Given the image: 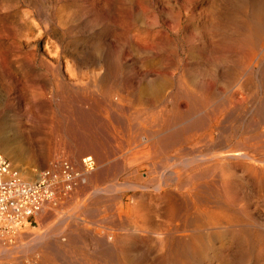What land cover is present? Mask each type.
I'll return each instance as SVG.
<instances>
[{"label": "rangeland", "instance_id": "1", "mask_svg": "<svg viewBox=\"0 0 264 264\" xmlns=\"http://www.w3.org/2000/svg\"><path fill=\"white\" fill-rule=\"evenodd\" d=\"M222 32L227 34L226 39ZM177 38L185 46H192L194 43L200 49L206 47V51H201L202 55H199L207 62L216 57L225 59L224 66H220L224 82L221 80L218 84L208 77L201 84V96L203 94V99L206 100L200 109L201 116L211 119L212 133L201 132L194 144L186 147L191 151L192 157L199 154V158H202L201 154L208 153V156L222 155L221 151L226 149L221 145L222 140L231 139L234 133L250 122L258 121V114L264 112V0H0V128L19 135L21 145L30 146L38 154L37 160H23L15 164L26 173L27 178L33 177L34 181L43 170L57 169V163L63 159L81 165L82 159L78 162L74 159V153L80 147V136L98 139L96 136L99 131L95 134L94 129L116 124L118 119L103 104L98 108L93 104V108L90 105L83 107L91 114L81 117L80 123L76 120L81 109L77 105L80 102L77 101H84L85 97H78V94L91 97V93H94L100 99L109 93L115 102L123 96L125 101L121 103L126 106L122 109L128 113V109L135 105L127 97L131 91H137L144 83H153L169 76L178 77L172 52ZM248 39L255 43L250 45V49L239 46L242 40ZM211 44L218 47L217 52H213ZM209 51H212L211 55ZM181 57L186 58L184 54ZM153 59L159 60L161 64L124 72L120 68L123 62V65L139 63L141 68L145 61ZM249 63L256 66L252 72L256 80L251 76L253 80L249 82L245 75L249 84L245 85L246 90L240 95L237 82L242 78L245 65ZM113 66L116 68L113 69ZM171 92L172 88H168L163 97H166V101L156 104L157 106L149 100L142 106H136L134 111L138 110L140 120L147 117L152 120L150 116L154 114L156 118L160 116L158 123L162 124L163 118L171 117L170 110H173V106L179 104L178 107L184 112L190 109L191 105L184 95L172 105ZM221 97L228 101L226 105H223ZM221 114H225L222 122H216ZM242 119H245L244 124ZM64 141L67 147L70 146L67 148L70 151L61 150L59 145ZM196 141L201 144L196 145ZM236 141L233 140L234 147L230 149H235ZM186 148L179 152L180 155L185 156L188 152ZM192 150L198 154L192 153ZM0 154L7 157L3 152ZM173 154L179 156L170 153L171 157L168 155L169 159L165 157L162 162L165 163L166 159L168 164H172L175 157ZM218 161L239 165L240 177L235 179L238 186L222 183L228 172L225 165L220 164L214 170H203L201 175L197 173L200 181L198 178L193 179L192 184L203 182L208 187L202 185L199 188L196 185L200 192L202 190L200 193L197 187L195 190L193 185L188 186L189 193L193 189L190 198L194 197V201L188 197L182 207L188 215H192L195 206H207L206 201L210 206L220 204L223 207L220 212L225 216L221 222L223 224L210 225L205 230L204 242L197 255L190 251L183 262L169 256L168 264H264V181L260 177L245 174L243 164L230 157L213 159L207 165H215ZM186 165L187 161H184L173 170L189 171L191 167ZM128 171L114 176L117 179L108 178L100 185L105 190L101 188L103 192L99 195L100 203L91 189L90 196L86 195L83 202L74 195L71 199L59 197L53 201L45 221L37 218L33 225L21 230L24 235L39 230L45 238L43 243L33 245L29 252L18 249L14 254L16 258H20L23 264H96L99 260L102 264L153 263L155 251L143 249L133 252L122 248L121 244L114 241L116 239L109 240L110 233L123 236L128 220L133 219L123 211L121 214L118 209L120 203L118 206L117 201L121 195H125L127 205H123L124 211L135 206L132 205L134 190L127 187L134 184L132 182L135 177ZM161 174L160 172L158 176ZM149 190L146 194L151 193L152 188ZM194 190L196 195L193 196ZM141 192L143 193L142 190ZM218 201L222 202L218 204ZM80 202L88 210L99 205L101 212L98 217L92 218L89 214L86 217L83 210L77 207ZM178 206L180 205H147L146 208H150L153 219L166 226L178 223L179 219L172 216V210L178 211ZM60 210L73 217L67 232L63 234L60 233L63 229L57 222L62 216ZM249 216H255L257 220L250 222ZM30 220L33 221L34 218ZM6 235L5 237L10 235V238H14V246L22 245L16 240L17 234ZM87 236L96 238L95 249L87 246ZM68 238L70 242L66 241ZM62 247L75 253L69 252L70 259L66 263L59 258V248ZM35 251H38L39 256ZM3 260L4 256H0V264ZM154 264L162 263L156 261Z\"/></svg>", "mask_w": 264, "mask_h": 264}, {"label": "bare ground", "instance_id": "2", "mask_svg": "<svg viewBox=\"0 0 264 264\" xmlns=\"http://www.w3.org/2000/svg\"><path fill=\"white\" fill-rule=\"evenodd\" d=\"M215 16L217 17L218 15H215ZM214 24L216 25V23ZM209 25L211 26V24ZM216 30H219V29H216ZM226 30L227 29H225V31ZM222 35H224L223 32H222ZM226 35H224V39H226ZM215 37H216V34H215ZM178 40L179 39L177 38L172 48L173 49L172 52L175 57L174 63L177 68L176 70L179 72L178 77L170 78L169 76L168 78H164V79L161 78L158 81H155L153 83L152 82L148 84L144 83L142 86L138 87L137 91L136 90L135 92L131 91L130 94L127 93L129 94L127 96L128 99H132L135 102L134 107L132 108L129 107L130 109H128V113H125L122 109L123 106H126V105H122L121 103V101H125L123 96L121 99L117 97L119 98L118 99L119 102L118 101L115 102L113 101L112 99L113 97L111 98L109 93L105 94L100 99L99 97L95 96L94 93H91L92 94L91 97L86 96L85 94H78V97L80 96L85 97L84 101L76 100L77 102H80L82 104V105L80 103L77 104L82 109V110L81 109L79 110V113H80L78 114L79 117L78 118L76 117V120L78 119L80 123L82 121L81 117H84L86 114H91L90 112L87 113L84 108L87 105H90L93 108V104H95V107L97 106L96 108H98L100 105L103 104L104 106H106V108H108V110L112 112L113 117L115 116L118 119V122L116 124L111 123L109 125L94 129L95 132L94 131L93 132L95 134L97 131H99L98 136H96L98 139L92 136H89L92 138H89L88 136L87 137L80 136V142H79L80 147L74 153V155H76L74 156V159H77L76 162L82 159L81 165L79 166L73 162L63 159L57 163L56 165L57 169L43 170L39 174V177L37 178V180L34 181L33 177L27 178L26 173L20 167H18L17 164H15V162H20L23 160H37L38 154H36L33 148H31L30 146L27 147V146L21 145V142H19L21 137L19 135L10 134L6 130L0 128V152H3L14 164V167L17 168L21 172L22 179L25 183L29 185H33L35 182L40 180L42 175L44 176L45 175L44 173L48 170H50L52 175L57 179V183L53 191L54 198L52 200H49L43 203L41 209L34 213L33 221L25 217L23 224H22L23 226L20 225L18 227H14L10 231L9 234L11 235L17 234L16 240H18L17 242L22 243L21 246H14L13 245L14 238H10V235L9 237H5L7 233H4L0 230V256H4V260L1 264H9V263L23 264L22 260L20 258H16V256L14 255L16 252H18V249H22V250L29 252L31 250L30 248L34 247L33 245L43 243L45 238L42 237V233L39 232V230L34 231L33 233H29L27 235H24V233L21 230L23 227L27 228L28 226L33 225V223L36 222L37 218L40 221L41 220L45 221L47 216L49 215L48 212L51 209L50 206L52 205V202L55 201L57 198L61 197V198L71 199L73 197L72 195H74V197L76 196V198L80 200L82 199V202H83L84 197L90 194V189H91V193H93L97 197L96 200L98 203H100L101 196L99 195L101 192H103L101 190L103 186H101L100 188V185L103 184L106 179L112 178V177L116 178L114 176L121 174V173H125L127 170H129L128 172H130V175L135 177V180L132 182L134 184L132 186H127L129 189L134 190L132 194L133 195L132 205H135V206L128 207L126 211H124L123 205H127L125 204V195H121V197L117 201H119L118 206L120 203V206L118 209L121 211V214L123 211L126 213L127 217L132 216L133 219L128 220L126 229H125V234L123 236L110 233L109 240L116 239L114 241L121 244L122 248H126L127 250L133 251V252L140 251L143 249L155 251L156 255L152 259L153 263H150V264H154L156 261H160V263L162 264H168V260L170 258L169 256H171V258L172 256H174V258L177 259L178 262H183L184 259L187 257L188 252L191 251L195 255L198 254V251L200 250L204 242L203 233H205V230H207L210 225H219L225 219L224 214L220 212V210H222L221 208L223 207L219 204V202H222V201H218L219 205L216 204L215 206L214 205L210 206L208 201H206L207 202L206 204H208L209 206L199 205L201 207L197 208L198 206L197 205L195 206L194 212L192 211V215H188L187 211H185L184 207H182L184 206V204H186L185 203L186 199L188 197L190 198L191 196L190 193H192L193 189H195L197 186H199L200 188L202 187V185L203 186L207 185V183H203V182L192 184L193 179L198 178L197 173L201 175V173H204L202 172L203 170L205 171L209 168L210 169L212 168V170H214L218 166H221L220 164H222V166L225 165L228 172H227V175L224 176V178L222 179V183L227 184L228 186L235 185L237 187L238 181L235 179L240 177L239 175L240 170L238 169L239 165H232L233 163H230L227 161L219 162L220 161L219 159H218L219 161L216 162L215 165H207L213 159L221 158L224 156V157L233 158L237 160L238 163H242L243 170L246 172L245 174H250L253 177H260L261 181L262 180L264 181V112L262 111L258 114L259 115L258 121L254 123L250 122L248 126L244 127L243 129L240 128L242 130H240L237 133H234L231 139L226 138L227 140L226 139L222 140L221 145L227 149V150L225 149L226 151L225 150L223 152L221 151L222 155L219 154L216 156L214 155L208 156L209 153L208 155L204 153L205 155L201 154L200 156L202 158H199V154L192 150V153L194 152V154L195 153L198 154V156L196 155L197 157L196 156L192 157L191 151H189L186 148L194 144L197 136H199L201 132L205 131L208 133V131H211V128H213L211 119H208L209 118L208 117L207 118L208 120H207L201 116L200 109L202 105H204L206 102V100L203 99L204 95L202 94L201 96V84L203 83V80H205L208 77L218 84H220L221 80L224 82V79L221 76L222 71H220V68H221L220 66H224L223 63L225 62V59L219 58L220 59L219 60L216 57V58H212L210 62H207L201 56L202 53L206 51V47L202 46L203 48L200 49L196 45H193L194 43L192 44V46L190 45L185 46L179 43ZM220 41L221 40H219V42ZM184 42H186V40H184ZM214 42H217V41H214ZM251 44H255L254 40L248 39L247 41L242 40V43L240 42L239 46L242 47L243 45L244 48L245 47L249 48ZM214 45L212 47L214 48L213 52H217L216 50L218 49V47ZM209 52L211 55L212 51H209ZM199 53H201V55H199ZM183 54L186 56V58L181 57V55L183 56ZM252 62L254 63V60H252ZM123 63L121 64L123 65ZM138 64L129 65L127 63L123 66L121 65L120 68L122 72L132 71L135 68L143 69L145 67L150 68V67H155L157 65L159 66L161 62L156 59L147 60L141 65V68L138 66ZM115 68L116 67L113 66V69ZM255 68L256 66L253 67L252 63L245 65L244 72L241 74L242 78L237 82L239 91L241 93L240 95L244 94L246 90L245 85H248L249 82L253 80L254 74L252 72H254ZM256 74L255 76H257ZM245 75L248 76L247 79L249 82L245 80L246 79ZM251 76L253 78H250ZM254 80H256V77L254 78ZM137 81H139V79ZM168 88H172V92H171L172 102L170 101L172 105L176 103V101L181 95H184L191 105L190 109L184 112L178 107L179 104L178 106H173V110H170V113H172L171 117L168 116V117L163 118L162 124L158 123V119L160 118V116L156 118L154 114L150 116L152 120L147 117L144 120L141 119L142 120L141 121L139 118V112L137 110L138 108L136 109L137 112L134 111L135 107L142 106L147 100L152 101L155 104V106H157L156 104L158 103L160 104L163 101H166L165 100L166 97L165 98L163 97H164L165 91ZM221 100L224 103L223 105H226L225 103L228 102L227 100L224 101L223 97H221ZM224 115L225 114L223 115L221 114V116L219 115L220 117L216 119V122L221 123L222 122L221 120L223 119ZM245 119H242L243 124L245 122ZM154 123L156 125L154 126L150 125ZM81 127L79 128V130L81 129ZM199 140L200 139H198V141ZM233 140H237L235 144V149H230V147L232 148L234 147ZM198 141H196V145L201 144V143L197 144ZM64 142H61L59 145L61 150L63 152L70 151V150H67V148L70 146L67 147V143L66 142L64 143ZM185 148L186 150H188V152L185 153V156L180 155L179 152L182 150H185ZM71 152H74V151L72 150ZM170 153H175L176 155H179V156H175L173 154L175 157L173 159V163L172 164L170 163L171 165L166 162V159L167 160L169 159L167 156L170 155ZM165 157L167 158L164 160L165 163H163L162 161ZM184 161H187L186 167H191L189 171L185 169L183 172L179 170L178 171L173 170V168H176L179 164L183 163ZM203 164L205 166H203ZM66 166H68V169H69L67 172H65V169H67ZM142 172H145V173H142ZM160 172L162 173L160 175L161 178L160 176H158ZM250 175H248V177L251 178ZM68 176H72V179L70 180ZM125 176H128V175H125ZM198 179L200 181L201 179L200 176ZM248 182L250 181L248 180ZM190 185H193L194 187H192L193 189L189 193V190L187 191V187ZM151 188H152L151 193L146 194V191H148ZM196 189L197 191H199L198 187ZM141 190L143 191V193L141 192ZM195 190L193 191V196L196 195ZM137 192H141L142 194L141 193L137 194ZM80 196L82 198H80ZM90 198H93V197L91 196ZM217 198H219V196ZM190 199L193 200L194 197H191ZM211 199H213V197ZM211 199L210 201L212 202ZM86 200L88 199L86 198ZM213 203H216V201H214ZM147 205H180L178 206V211H176V209L172 210V214H173L172 216L175 219L176 218L179 219L178 223L173 222V223L167 224L166 226L163 225L161 222L153 219L150 216L151 210L150 208H146ZM77 207L78 209L83 210L84 215H86V217H87V214H89L92 216V218H96L101 212V208H99V205H94L92 207V210H88L87 206L84 204H81L80 202ZM156 210L158 211V209ZM60 212L62 213V216H60L57 219V222L60 224V227H62L63 230L61 229L62 231L60 233L63 234L67 232L68 226L70 222L72 221L73 217L72 215H69V214L66 215L62 210H60ZM249 220L250 222H255L257 220V217L249 216ZM172 221L174 220L172 219ZM9 225L10 223H8V220L6 219L0 220V228L1 226L6 227ZM23 235L25 237H23ZM67 240L68 242H70L69 238L66 239V241ZM85 241L87 242L88 247L95 249V246H96L95 237L87 236L85 238ZM66 247L59 248V251H60L59 258L63 262L67 261V259H70L69 252L71 251L69 252L67 251L70 248L69 244H68L67 250H66ZM121 247H119L120 250H122ZM35 253H37L36 255L39 256L38 251H35ZM71 253H74V252H71ZM74 257L76 258V256ZM14 258H15V261H13ZM46 263L47 262H44V264ZM35 264H38V263L35 262ZM41 264H43V262ZM96 264H102V261L99 260L97 261Z\"/></svg>", "mask_w": 264, "mask_h": 264}, {"label": "built area", "instance_id": "3", "mask_svg": "<svg viewBox=\"0 0 264 264\" xmlns=\"http://www.w3.org/2000/svg\"><path fill=\"white\" fill-rule=\"evenodd\" d=\"M67 172L68 166H66ZM33 185L25 183L21 172L4 155L0 154V220L6 219L9 226L0 230L10 233L14 227L23 224L24 218L33 219L44 202L54 198L53 191L57 179L50 170L44 173ZM72 179V176H68ZM23 226V225H22Z\"/></svg>", "mask_w": 264, "mask_h": 264}]
</instances>
